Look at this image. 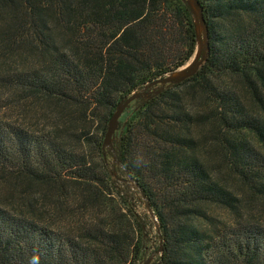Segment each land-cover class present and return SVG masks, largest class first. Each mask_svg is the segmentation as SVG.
I'll return each instance as SVG.
<instances>
[{"label":"trees","instance_id":"trees-1","mask_svg":"<svg viewBox=\"0 0 264 264\" xmlns=\"http://www.w3.org/2000/svg\"><path fill=\"white\" fill-rule=\"evenodd\" d=\"M199 2L208 57L131 102L113 139L117 167L159 227L149 264H264V0ZM195 49L185 0H0V88L10 92L0 108L15 101L47 121L0 116V185L19 188L0 197V264L145 261L142 224L112 195L102 142L119 101ZM184 85L206 109L187 108Z\"/></svg>","mask_w":264,"mask_h":264},{"label":"rangeland","instance_id":"rangeland-1","mask_svg":"<svg viewBox=\"0 0 264 264\" xmlns=\"http://www.w3.org/2000/svg\"><path fill=\"white\" fill-rule=\"evenodd\" d=\"M176 90L179 92V94L184 95L185 100H186L185 101L186 106L188 109L201 111L207 108V104L204 101H201L197 96H195L194 89L192 88L189 89L188 85L181 86ZM237 90L240 92V89L237 88ZM9 93L10 92H7V90L0 88V102L3 101L8 96ZM14 103L15 101L14 102L7 101L6 105H2L1 106L2 108H0V116L2 115L11 121H18V122L26 123L31 120L32 122H37L39 125L47 123V121L43 119L40 112H37L36 115H34L30 111V108H28V106L18 107L16 106L17 103L16 104ZM0 104H2V102ZM123 114L121 115L119 121L123 119L124 117ZM92 123L93 122L90 123L91 130L96 131L99 123L96 121L93 124ZM207 127H208L207 125H198L196 129H198L200 133L205 134V132L207 131ZM117 132H118V128H117ZM112 146H113V141H112ZM104 148H105L104 150H105L106 165L111 171L112 178L110 179V181H111V184L113 185V189L118 190V192L112 191L113 192L112 195L114 199H117L119 202H121V204H126L128 208L130 209V211H134L135 214H137L138 222L142 224V227H143V233H144L145 245H146L145 251H146V256L148 257L154 251H156L159 247V241H158V237L156 234L157 232L155 229L156 228L155 221L148 214L144 200L140 197L139 193L136 191V187L134 183L131 182L128 178L126 179L127 176L124 175L118 169L117 167L118 164L116 163V160H115L116 154L114 155L111 152V148L109 146H105ZM204 149L206 152H203L202 155L206 157L208 160H210L212 163H216V161L219 159V156L210 151H207L208 149L207 147H204ZM85 152L90 158L93 159L94 165L97 169H98L99 164H101L102 166V161L100 159L99 154H96L95 151L92 152L90 147H86ZM222 173H223L222 176L223 175L227 176L224 170H222ZM228 183L231 185V188L236 191V188H235L236 186L233 184V182L228 180ZM2 186L0 185V197H2L4 200H5V197H7V199L10 198V201L15 200V196H13L12 193L14 195H15V191L18 193L19 188L16 190L15 186L14 187H12L11 185L9 187H5V186L2 187ZM28 191L29 190L24 189L21 193H19L18 196L25 198L29 194ZM30 191L33 192V195H34L33 197H35L37 201L41 200V195H42L41 187L34 186L32 189H30ZM122 210L124 212L127 211L125 207L122 208ZM254 212H256V210H254ZM213 213H215L218 217H221L222 219H226V217L228 216L227 215L228 213L224 211L223 209L214 208ZM130 218L133 221L132 216H130ZM135 264H139V263H135Z\"/></svg>","mask_w":264,"mask_h":264},{"label":"water","instance_id":"water-1","mask_svg":"<svg viewBox=\"0 0 264 264\" xmlns=\"http://www.w3.org/2000/svg\"><path fill=\"white\" fill-rule=\"evenodd\" d=\"M187 3L189 10L192 14L194 25H195V32H196V49L191 57V59L183 66L167 73L166 75L155 79L145 85L142 89L133 91L131 94L126 96L124 99L119 101L117 104L114 112L112 113L108 124L107 129L104 134L102 145L109 146L111 148V151H113V154L115 155L114 148L112 146L113 138L116 135V131L119 124V119L121 115L124 113V111L128 108V106L133 102L136 98L140 96H146L149 97L151 93L156 94L163 88H165L169 84L179 83L191 76H193L199 69V67L205 62V60L208 57L209 54V41H208V27L206 20L204 18L203 9L199 2V0H185ZM116 163L122 167V164L120 160L115 156ZM128 178L131 182L135 184V186L140 190V188L137 186L135 180H133L127 172ZM141 191V190H140ZM142 199L144 200V203L146 205L148 214L150 217L155 221V227L157 229V232L159 234V227L156 221V218L154 216L153 210L146 199L145 195L141 191ZM160 244L156 251H154L151 255H149L145 261L142 264H149V262L153 259V257L156 254L161 253L162 251V245H161V236L159 235Z\"/></svg>","mask_w":264,"mask_h":264},{"label":"clouds","instance_id":"clouds-1","mask_svg":"<svg viewBox=\"0 0 264 264\" xmlns=\"http://www.w3.org/2000/svg\"><path fill=\"white\" fill-rule=\"evenodd\" d=\"M34 261H35V258H34Z\"/></svg>","mask_w":264,"mask_h":264}]
</instances>
